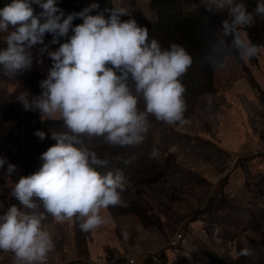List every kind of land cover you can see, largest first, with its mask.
I'll return each instance as SVG.
<instances>
[{
  "label": "rangeland",
  "instance_id": "rangeland-1",
  "mask_svg": "<svg viewBox=\"0 0 264 264\" xmlns=\"http://www.w3.org/2000/svg\"><path fill=\"white\" fill-rule=\"evenodd\" d=\"M115 2L128 9L126 19L134 18L141 25L153 23L148 30L163 42H172L167 32L161 34L154 25L172 23L169 17L160 19L159 11L165 6L153 0ZM236 2L254 11L258 0ZM56 3L62 10V0ZM93 3L99 5L95 9L99 11L114 7L112 0H84V8ZM33 7L36 13L42 11L37 5ZM207 8L213 9L214 18L228 17L226 8L218 9L209 0H180V15L185 17L209 12ZM166 29L170 33L172 27ZM205 30L206 40L187 46L198 61L187 77L192 96L184 97L192 114L183 125H167L149 116V122L154 123H150L146 136L152 141L144 139L130 146L148 157L153 148L158 149V156L151 160L168 169L166 174L151 185L139 175L138 181L131 180L122 193L126 206L104 210L107 223L95 231H81L75 219L61 224L48 216L43 227L53 239L54 250L47 262L84 259L96 248L107 253L124 250L121 252L128 255L127 251L134 250L137 264H150L141 248H149L145 246L148 242L152 246L158 242V246L167 245L182 227L189 246H171L167 250L172 254L163 251L160 261L153 264H264V43L251 39V35L264 37V18L257 17L251 27L243 30L255 48L253 58L244 62L233 52L219 70L204 62L216 43L214 39L211 44L207 42L211 32ZM213 33L215 37L221 35V23ZM5 46L0 44V48ZM40 47L33 49L35 59L30 70L15 77L0 73V158L6 160L0 168V201L6 204L18 203L11 190L22 176L29 175L26 167L32 164L29 151L34 146L33 131L41 121L40 113L25 111L17 97L24 91L41 94L40 82L47 76L51 59L46 53L41 56ZM50 48L56 49L52 44ZM210 84L214 91L201 93L207 89L201 87ZM98 144L106 148L100 150L103 158L109 146L102 140ZM9 163L16 166L11 174L7 172ZM149 164L144 161V165ZM188 168L201 173H190ZM245 247L251 254L240 256ZM114 258L105 264L125 263H117ZM4 261L11 264L8 258Z\"/></svg>",
  "mask_w": 264,
  "mask_h": 264
},
{
  "label": "clouds",
  "instance_id": "clouds-1",
  "mask_svg": "<svg viewBox=\"0 0 264 264\" xmlns=\"http://www.w3.org/2000/svg\"><path fill=\"white\" fill-rule=\"evenodd\" d=\"M209 2L226 8L229 18L220 22L221 35L204 62L219 70L233 52L244 62L252 59L255 48L243 30L257 17L264 18V0H258L254 11L236 0ZM112 3L114 7L95 14L99 5L93 3L66 15L56 0H12L0 9V44L6 45L0 48V73L15 77L30 70L33 49L41 45V56L46 53L52 61L40 82L41 94L24 91L17 99L25 111H38L42 122L60 121L66 129H50L55 143L41 154V166L11 190L18 203L0 201V251L13 254L15 264H46L54 250L43 227L48 216L61 224L75 219L87 233L107 223L104 210L126 206L124 172H102L108 159L85 144L84 137L102 138L109 147H129L143 143L149 116L167 125L186 123L181 77L192 66V55L180 44L164 48L157 39L150 40L147 27L134 18L122 19L129 16L128 9ZM33 5L42 11L36 13ZM77 19L82 23L74 25ZM48 34L52 39L46 44ZM51 44L59 47L52 50ZM35 135L47 137L42 130ZM158 154L153 148L150 157ZM5 163L0 158V168ZM15 167L9 163L8 174ZM250 254L246 247L239 252Z\"/></svg>",
  "mask_w": 264,
  "mask_h": 264
},
{
  "label": "trees",
  "instance_id": "trees-1",
  "mask_svg": "<svg viewBox=\"0 0 264 264\" xmlns=\"http://www.w3.org/2000/svg\"><path fill=\"white\" fill-rule=\"evenodd\" d=\"M153 1L157 2L160 6H165V9H163L162 11H159L160 19L164 17H169L172 21V23L161 22V23L154 24L156 25L158 32H160L161 34L163 31L168 33L167 39L172 40V42L170 43L163 42L164 40H161L160 38H158L156 35L153 34L155 33L154 31L148 30L149 39L150 40L152 38L157 39L160 42L161 46L164 48L169 47L172 43H177L185 47L186 50L188 51L190 49V47H187L188 45L195 44L199 42L200 40H206L205 35L203 33V31H206L205 28H207L211 32L210 33L211 37L207 39V42L210 43V41H212L213 39L217 41L219 36L215 37L217 35L213 33L214 27L217 24H219L222 20L229 18V17H225L224 15H220L219 18L217 17L214 18L213 12H205L203 14H198V16L196 17H185L183 15H180V10H179L180 0H153ZM11 2L12 0H4L2 5H0V9H2L5 5ZM107 8H110V7H107ZM83 9H84V0H62V10L65 12L66 15L71 12H79ZM97 11L99 10L93 11V14H95ZM105 15L107 16L108 13H105ZM209 18H212L213 22L210 23V21H208ZM122 19H126V18L122 17ZM73 23L74 25L79 24V23H82V20L77 19ZM137 23L140 26L147 27V28H149V26L153 24V23L151 24L149 22H145L144 25H141L138 21ZM167 26L172 27V30L170 31V33L166 29ZM256 32L259 33L260 31L256 29ZM51 39H52L51 34H48L45 38V43L48 44L51 41ZM251 39L254 42L264 43V37H254L253 35H251ZM61 42H63V38ZM52 45L55 46L56 48L59 47L58 44H52ZM188 52L190 53V51ZM190 54L193 57V64L189 68L188 72L183 77H181L182 82L186 88L184 97H188V95L189 97L192 96L191 86L188 85L190 81L187 80V77L189 76L191 71L194 70L198 66L197 59L192 53ZM51 64H52V61H51ZM201 88H207L205 91H201V93L214 91L212 84H210L209 86L204 85ZM139 106L141 110L144 109V102L142 100L140 101ZM192 112L193 110L188 112V107H187L186 112H185V119H187L190 116V114H192ZM150 123H154V121H151ZM50 129H52L53 131H65L66 130L63 127L62 122L60 121H56V122L55 121H46V122L38 121L37 122L35 126V130L33 131L34 146L29 151L32 164L26 167V171L29 172V175L39 169V167L42 164V161L40 160L41 154L55 143V141L51 139ZM37 130H42L45 133H47V137L44 140H40L39 137L35 135V132ZM83 139H84V143L87 144L93 150H95L98 153V155H101L100 150L101 151L106 150V148L104 147L100 148L98 144V140L103 141L102 138L94 137V138L89 139L87 137H84ZM145 139L152 141L151 136H146ZM44 145L46 146V148L44 147ZM107 148H108V151L106 153H103V156H104L103 158H107L109 163L105 168L101 169V171L107 172L108 170H114L116 168L121 169L124 172L125 178L127 180V185L131 183V180L138 181V178H136V176L138 175L141 176L139 179L143 180V182L146 184L151 185V184L157 183L163 178V176L166 174V171L168 170V169H165L163 166H161L159 162L151 160V157H148L146 155L144 156V154L139 152L134 147L129 146V147H107ZM145 160L150 161V164L144 165ZM180 229L181 231H183L182 227H180ZM186 240H187V237L183 236L179 244H181V242L182 243L185 242ZM167 246L168 248L171 247V245H169V241H168ZM159 256H161V254H159ZM152 258H153L152 254H149L146 258V261L151 262ZM104 259L107 260V262H109V260L106 257H104ZM115 259H117L116 260L117 263L118 262L122 263L124 256L122 254V256L120 255L119 258L116 257Z\"/></svg>",
  "mask_w": 264,
  "mask_h": 264
},
{
  "label": "built area",
  "instance_id": "built-area-1",
  "mask_svg": "<svg viewBox=\"0 0 264 264\" xmlns=\"http://www.w3.org/2000/svg\"><path fill=\"white\" fill-rule=\"evenodd\" d=\"M183 237V231L179 228L171 237L169 241V245L175 246L178 245ZM183 241V240H182ZM182 243V242H181ZM161 250H158V252L155 253H148L147 251L141 250V252L147 257L149 254H152V263L154 262H159V252ZM125 254H123L124 256ZM122 256V255H121ZM120 256H117L119 258ZM4 258H8L10 260L11 264H15L14 256L11 253H6L3 251H0V263L5 264ZM123 261L125 262L124 264H137V260L135 256L132 255H125ZM122 261V263H123ZM107 262V260H104L102 256H99L97 259H93L91 257L85 258V259H80V260H65L61 261L58 263H51L50 261L46 262V264H104Z\"/></svg>",
  "mask_w": 264,
  "mask_h": 264
},
{
  "label": "crops",
  "instance_id": "crops-1",
  "mask_svg": "<svg viewBox=\"0 0 264 264\" xmlns=\"http://www.w3.org/2000/svg\"><path fill=\"white\" fill-rule=\"evenodd\" d=\"M188 171L191 173H193V174H198V173H201L200 171L198 172V173H194V170L191 168V169H189L188 168ZM129 218V217H128ZM151 234L155 237V239H156V234H154V232H151ZM158 244H160L159 242L157 243V245L156 246H152V244H151V242H148V243H146V245L145 246H149V248L148 247H143V248H141V250H143V251H147L148 253H154V252H158V250H161L159 253L161 254V253H163V251H164V253L163 254H165V253H169L168 251H170V250H167L168 249V246L166 245V244H164V243H162L160 246H158ZM168 244V243H167ZM183 245H187L186 247H188L189 246V243H188V240H186L185 242H183ZM119 248V247H118ZM159 248V249H158ZM163 250V251H162ZM121 251H123L124 252V250H121ZM121 251H113V252H111V253H107V252H104V251H96V248H93V251L92 252H90L89 254H87V255H84V259L85 258H89V257H91V258H93V259H97L99 256H102L103 257V259H104V257H106L107 259H112V258H116L117 256H120V255H122V254H124L123 252H121ZM133 251L134 250H132V251H127V253H129L130 255H132V254H134L133 253ZM140 252V251H139ZM138 252V253H139ZM138 253H136V254H138ZM126 254V253H125ZM172 253H169V255H171ZM69 255V254H68ZM126 255H128V254H126ZM135 255V254H134ZM137 257H139V256H137ZM114 258V259H115ZM150 264H152V263H150Z\"/></svg>",
  "mask_w": 264,
  "mask_h": 264
}]
</instances>
